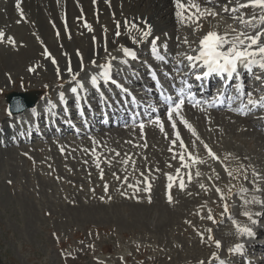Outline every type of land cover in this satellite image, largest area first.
<instances>
[{"label": "rangeland", "instance_id": "obj_1", "mask_svg": "<svg viewBox=\"0 0 264 264\" xmlns=\"http://www.w3.org/2000/svg\"><path fill=\"white\" fill-rule=\"evenodd\" d=\"M42 1L45 5L35 6L34 0H26L25 7L30 8L32 14L31 23H28L21 17L15 16V12L8 13L9 15L1 20L2 14L5 16L7 12L15 8H12L10 4L11 7L7 9L6 1L3 7L7 11L2 10L0 0V31L4 33V37L0 38V126L3 122L11 120L8 118L9 112L5 100L7 93L36 90L37 98L46 100L47 96L52 97L59 89H63L66 82L73 80V75L80 78L93 67H102L100 59L106 62L113 61V57L122 51L123 44L127 45L123 37L118 38L117 44H113L117 45L115 47H109L110 42L105 45L106 40L114 33L112 27L114 23L110 21V16H114L121 4L113 7L111 11L103 9L102 17L93 16V11L90 12L91 26L98 31L99 24L103 21L102 25L105 27L103 35L100 31L102 39L97 41L103 46L99 51L91 54L92 47L89 43L87 27L83 22L76 21L80 19L81 12L75 7L69 8L68 3L62 0ZM67 9L72 13L69 14ZM257 10L259 9L255 12ZM25 11L30 15L29 10L25 9ZM117 17L119 14L115 13V18ZM159 19L142 23L130 30L120 29L119 22L115 25V27L119 25L116 31L126 36L127 41L130 39L129 36H135L136 39L133 38V41L141 43L140 50L144 53L137 54L136 58L143 59L137 62H147L149 69L154 70L159 77L158 81L166 75L173 76V72H176L178 68L181 69L182 66L170 70V63L177 58L176 56H163V60L159 57L156 62L151 63L154 52H147V47H142V43L149 37L153 40L158 36L163 41L165 39L166 43L170 37L172 41L181 40V37L173 35L170 28L174 29L183 25V22L159 23ZM210 23L209 20L203 21L206 32L212 25ZM199 24L198 21L192 24L193 32L198 34L202 32ZM149 26L150 29H154V33L151 32L146 39L137 38L141 30L149 29ZM238 27L236 25V28L240 30ZM9 38H12L14 43L10 42ZM166 43H156L153 45V51L156 50L162 56V53L168 49L169 44ZM181 46L182 44L176 49ZM170 47L172 49L174 45ZM45 51L48 55H45ZM66 54L73 60H77L75 68L69 67L68 70L63 68ZM135 72L138 78L133 80L134 84L124 86L131 93L142 91L144 88L139 89L140 86L143 84L148 86L151 82L152 73L144 74L141 66L135 65L132 73L135 74ZM149 72L151 71L148 70ZM113 76L121 80L119 74H113ZM126 76L128 77V74ZM122 84L124 85V82ZM107 86L104 87L106 94L109 90L116 91L112 86L108 88ZM249 93L253 97L261 95V93H253L252 89L248 90ZM247 95L243 105H246ZM108 96L110 97L111 93ZM256 111V113L242 114L248 124L240 122L235 115L229 114L225 117L223 115L224 118H230L229 122L241 125L240 127L237 124L239 131L249 128L262 133V136L259 135L261 138L250 139L249 136H242V140L247 138L251 149L245 148V143L237 137L235 127L232 128L231 125L226 124L228 122L224 123L221 120L222 110L214 109L213 120L205 127L202 118L188 116V120L194 123L200 136H203L202 132L204 133L205 130L214 134L217 131L219 136L216 135L215 138L226 137V149H231L225 152L231 158L212 159L211 157L209 159V168H213L222 180L213 186L216 196L206 203L204 213L207 208L212 211L208 206L217 201L216 197L219 193L224 198L237 199L236 190L239 187H233V185L241 179L229 178V188H231L229 196H225L223 190L228 184L224 183L228 181L229 169H236L234 176L244 177L239 173L240 170L247 171L248 165L243 160V154L253 163V183L260 182L258 178H254V174H259V178L264 180V172L261 169V163H264V121L258 123L257 116L262 113V110L256 109ZM160 117L162 121H165V112ZM91 123L98 125L99 121ZM108 129L92 128L91 132L94 136L91 138L86 137L91 134L85 131L79 136L72 135L71 129L63 130L62 136L33 134L27 142L11 143L8 147L0 148V264H196L204 259L208 261L206 263H210L207 257L211 251L204 248L199 250V245H196L199 242V235L195 233L200 232V226L193 219H189V214L194 212L195 204L191 203L182 207L178 213L174 212V204L178 202L180 195L188 196V193H192L191 188L188 186L180 195L177 193L178 195L172 196L171 202L169 199L162 198L172 195V192H165V184L168 183L165 176L174 169L171 163L175 164L180 160V154L183 152L185 163L197 165L194 162L195 158L189 160L188 156L192 144H195V148L199 147L201 139L196 137V134L193 135L188 142H184L185 149L182 150L179 147L181 141L175 139L170 131L150 130L135 136L138 134L133 131L111 132L118 128ZM94 137L97 138L96 144L88 141ZM65 139L71 141L64 142ZM173 140H176L175 145ZM101 143L111 149L112 155L119 153L118 158H105L102 152L103 147L98 146ZM121 144L124 146L118 149L117 145L122 146ZM129 145L132 151H128V147L124 148ZM143 145L144 148H142ZM64 147L67 150L66 153L62 151ZM93 148H95V156L92 155ZM122 148L124 150H121ZM169 149L172 150L169 151ZM80 150L84 151L82 155ZM80 157L97 160H89L81 165L84 161L80 160ZM75 159L78 160L80 167L70 163ZM121 159L124 161L123 164ZM231 159H235V163L227 164ZM97 163L100 165L99 168L96 166ZM178 168H182V165L180 164ZM196 171L203 174L205 168L198 166ZM101 173L103 179H101ZM245 178L248 194L259 196L264 193V188H260L263 189L261 191L252 190L251 179L247 176ZM145 181L150 185V191L143 190ZM105 185L108 186L107 192H105ZM198 186L199 189L202 188L200 184ZM140 190L144 195L140 194ZM201 190L206 191L205 193L209 192V189ZM121 193L124 194L121 195ZM205 193L197 191L195 194L201 200L203 195H207ZM104 198L105 200L101 203ZM215 198L216 201H214ZM198 203L199 208L201 204ZM263 208L264 206L259 207L261 213L264 212ZM231 209L233 207L230 208L229 215H231ZM222 219L230 218L226 216ZM259 221L264 225L263 214L260 215ZM218 230L211 233L214 246H216L215 241L225 239V235L218 237L215 234ZM221 252L224 253V250ZM228 253L227 250L226 255ZM226 255L224 254L223 257ZM245 257L250 259L253 254L247 252ZM253 258L260 259V255ZM255 263L264 264V260L255 261Z\"/></svg>", "mask_w": 264, "mask_h": 264}, {"label": "bare ground", "instance_id": "obj_2", "mask_svg": "<svg viewBox=\"0 0 264 264\" xmlns=\"http://www.w3.org/2000/svg\"><path fill=\"white\" fill-rule=\"evenodd\" d=\"M9 1L10 0H1V5H2L1 9L7 11L3 7V5L5 6V4L7 3L6 4L7 9H9L12 5V8L14 7L15 10H13V11L10 10L9 12H7V15H5V16H3V14H2V16L0 15L1 20H4L10 13L15 12V14H14L15 16L21 17L23 20H25V22L31 23V16H32L31 9L25 7L26 0H20L19 9L17 8V0H11V2H9ZM62 1L64 3H68L69 8L75 7L79 10V12H81L80 19H78V20L76 19V21H81L84 24H87L88 26H90L91 30H89L88 27H87V30H88V34H89V43H91V47H92L91 54L95 53L96 51H99V49L103 46L102 44L100 45L99 42H97V41L102 39V36H100V31L103 35L105 33L103 31V28H105V27H104V25H102L103 24V21H102V23L100 22L101 24H99V30L96 31V29L91 26V14H90V12L93 11V13H92L93 16H101L102 17L104 15L103 9H105L106 11H108V10L111 11V9L113 7H115L118 4H121V7L119 8V10H117L115 12V13L119 14V17L115 18V13H114V16L113 15L110 16V21L114 23V25L112 26L114 28V29L112 28L114 33H113L112 37H110L106 40L105 45L108 44V42H110L109 47H111V48L115 47L117 45H113V44H117L118 38H121V37H123L124 42H127V45L123 44L124 47L121 48L122 51L120 52L122 54L118 53L117 55H115V57H114L115 59H113V61L110 60V61L106 62L105 60H102V59L99 60L101 65L108 64V63H110L112 65V68H111L112 81H114V82L118 81V83L113 84L114 82H111V83L110 82H103L101 79H99V73L101 71H103V67H101V66H95L93 68L90 67V68H92V70H88L84 74V76L77 78V81L70 80L69 82H66L63 89H59L57 91V93L54 94L52 97L47 96L48 101H45L42 98H39V100L37 99L33 106L27 108L23 112L15 113V114L8 113V118H10L11 120L8 122H3V124H1V126H0V148L1 147H3V148L8 147L11 143H14V141H17V139L19 140V143L27 142L28 136H30V134H33L34 132L36 133V131L39 129H41V131H44L45 133L58 134V135L62 136L61 129L54 125V120H52L51 118L46 122L45 121L42 122L41 125L39 126V129H38V127H36L37 126L36 121H38V120L42 121V118L40 116L44 114L43 113L44 111H49V113H48L49 117H50V113L54 112L56 118L59 120L60 126H62L63 128L69 127V129H71L70 118H68V116L66 114L62 115L58 110H63V113H64V107L66 106L64 104V102L73 99L74 93H72L70 91V89L72 87H77V89L83 88L85 90V96H87V99L81 100L83 107L85 108L86 111H88V114L90 116H92L96 121L101 120V121H103L104 124H106V126L98 124V125H95V127H100V128L104 127V128L108 129L111 126L115 125L114 124V121H115L117 123L116 126L118 127V129L113 130L111 132L121 130L122 132L123 131H128V132L133 131L134 133L138 134V133H141L139 124L141 122H143L145 125L144 129H143V133H147L150 130H153V131L160 130V126L149 122V120L154 119L156 116H152V117L141 119V120H135L133 122V124L127 125V126H125V125H123V123H121L123 120H125V119L127 120L128 118H130V116H133L132 114L130 115V112L127 110V108L125 107V104L123 103V100L126 99V97L125 98H123V97L125 95L127 97L130 95L127 93L128 91L126 92V88L124 86H132V85H130V84H132L131 81H127L129 83L128 84V83H125V81L123 80V79H126L125 73L128 74V77H131V78H127L128 80H130V79L134 80V77H136V74L132 73V71L134 70L135 65L141 66L143 71H144V74L150 75V73H148V70L150 71V69H149L148 63L144 64L142 62L136 61L137 60L136 55L138 53L140 54V53H144V52L138 50L141 47V43H136L135 41H133V38L136 39L135 36H129L130 39L127 41L126 36H123L120 34L117 37V35H115V33L117 32L116 31L117 27H115L117 22H119V24L121 26L120 29L126 28L127 30H130L131 28L134 29L133 27H131V25L138 26V25H141L142 23H148V22L154 21V19H157V18L162 19V20H160V19L158 20L159 23L175 22V23L179 24V22H183L182 23L183 25L180 27H176L174 29H172V27L170 28L173 32V35H175V36L177 35L178 37H181V40L172 41L173 39L170 40L171 37L168 38L167 43L169 45H174V48H172V49L170 48L169 50L166 49L162 53V56H167V57L176 56L177 57L170 64V67H169L170 70L174 69V67H176L178 65H181L182 66L181 70L187 71V69H185V67H184V65L187 63V61L184 59V56L189 55V54H193L192 48L197 47L199 39L202 38L205 34H207L210 30H216L220 33H223L226 29L229 28V26H231L232 28H236V25L239 26L240 30H241V29H244V25L239 24L237 20L233 19V17L244 16L245 19H249L252 15L260 16L261 13H263L260 9L255 12V10L258 8L238 9V11H236V12L224 11L225 8L231 9V8L237 7L236 0H211L210 4H206V0H195V2H198L201 5V11H203V9L205 7L204 5H206L207 7L213 6L215 8H220L219 10H214L213 7L211 8L215 12L218 13V15H216L215 17H212L210 15L202 16V18L198 21V22H200L199 26H200L202 32L198 34V33L193 32V30H192V24L195 23L196 20H194V19L189 20L187 18V14L185 15V17L183 19L177 17V15H176V12H177L176 0H62ZM121 1H122V3H121ZM184 2L187 3L188 0H184ZM34 3H35V6L36 5H45L42 0H34ZM25 9L29 10L30 15L25 11ZM21 13H22V15H21ZM68 13L70 14V13H72V11L69 12V10H68ZM262 15H264V14H262ZM119 18H120V20H118ZM204 20H209L211 22L210 24H212L208 32H206L207 30L205 31L206 26L203 24ZM129 22H131V23H129ZM132 22H133V24H132ZM126 24L128 25L127 27L125 26ZM148 30L149 29H146L143 31H148ZM153 31H154V29H150V33ZM247 31L249 33H253L255 31V29L249 27L247 29ZM168 35H170V34H168ZM55 36L57 37V34H55ZM140 36H141V32L137 38H139ZM159 37L160 36H158V38ZM141 40H140V42H142ZM186 40L188 41V43H185ZM95 42H97V44L94 45ZM156 43H166V40L164 39V41H163L162 39L159 38ZM135 44H139V45L136 46ZM180 44H182L181 48L176 49V47L180 46ZM130 45H133V46L129 47ZM149 45H152V40L150 37L148 39L144 40V42L142 43V47L146 46L147 52L153 51L152 47ZM189 45H191V48ZM124 48H128L130 51H132L135 54V58L123 55V49ZM181 54H183V55H181ZM158 57H160V55L156 51H154V54H153L150 62L151 63L156 62ZM138 59L142 60L141 57H139ZM178 60L181 61V63L178 64L177 63ZM76 62H77V60H73L71 57H69L66 54L65 59H64L63 68L65 70H68L69 67L75 68ZM239 69H241L244 72L243 77L248 74V71L246 69H244L243 67L238 66L237 71ZM254 69L256 71V69H258V68L254 67ZM120 71H122L121 73H123V72H125V73L121 74V78H120L121 80H118L117 78L113 77V74L118 75V74H120ZM199 73H200V70L195 69V71L193 70V71L189 72L188 76L191 75L192 78H194L195 75H197ZM174 74L176 75L172 79L174 83L179 82V80L182 78L185 79V77L180 75V73L178 71H176V73H174ZM256 74L258 75L257 77H260V79L264 78V72H261V70L258 73H255V75ZM255 75H254V77H255ZM92 76H97V78H98L97 80H99L100 86L103 85L106 88L107 83L109 84L108 86L111 85L115 90L118 91V93H120V96L117 95L116 97H122L123 98L120 101H117L114 99V103L116 104L115 108H114V105H110L108 102L105 101L104 102V110H103L104 113L102 115L98 114L96 112V110L94 108H92V106H94L95 103H97L99 100V98L97 96H96V98L94 97V95L96 93H95L94 89L92 88V85L90 84ZM166 78H169L168 75H166ZM255 79H256L255 81L249 80V79H246L243 82L241 81L239 83L240 92L239 93L235 92L233 94L235 97L234 98L235 109L229 110V111L231 113H233L234 115H236L238 120H240V122L241 121L245 122V120H246L245 118L242 117V115H240V113L242 114L245 111L256 112L253 110L256 108H261V107L251 108V106H249L247 109H244L243 111L238 110V109H240V106L243 105L242 102L244 101L242 99L240 100L239 96L242 95L243 99L245 98L247 90L252 88V86H254V85L256 86L260 80V79H257L256 77H255ZM194 80H195L196 84H197V82L201 84V86L199 87L200 90L202 88L206 89L208 87V85H210V83H214V87H217V86H220L221 84H224V90H220L219 95H217V97L214 98L215 99L214 101H217L222 96L225 89L230 87V84H234V86L232 88L236 87L235 81L237 79H236L235 73H234L232 78H228L227 74H220V75L211 74L207 77H204L201 75L200 80H196V79H194ZM262 80H264V79H262ZM246 81H249V82H246ZM59 82H56V83H59ZM77 82H79L80 86H77ZM122 82H124V85L122 84ZM217 83H218V85H217ZM153 85H157V78L154 76L152 78V83H150V87H152ZM199 88L197 90H199ZM262 90H263V95H264V85L256 87V88H254V90L252 89V91L254 93L260 92ZM29 92H30L31 96H33L34 92L37 93L36 90H34V92H32V91H29ZM215 92H216V90H214L213 93L215 94ZM61 93H63V99H61ZM199 96H200V94H199ZM129 98H130V96H129ZM252 98L258 99L259 97L255 98L252 96ZM130 100H131V102H136L138 104H141V102L138 99H135L134 97L130 98ZM246 102H247V100H246ZM206 103H208V102H204V103H201L200 105H195V106H193L192 104H188V103L185 104L182 115L188 121V123L191 125V129H189L188 127H185V125L182 124L180 122V120L178 118H175V117H174V119L176 120V125H177L175 130H173L171 124L168 122L167 117H165V121H163V129H164L163 132L170 131L171 133H173V137L175 139H176L175 133H178L179 134L178 140L183 141V142H188L189 139L193 137V134H192L193 131L196 133V137L201 139V141H200L201 145L199 147L195 148V144L193 143L192 149L189 150L192 157L195 158V163H197V165L190 164L189 168L188 167L187 168L182 167V168H180V172L177 173L176 169L181 164V161L178 160L175 162V164L171 163L173 165V168H174V169L172 168L173 171L170 170L171 171L170 174H172V177L174 178L173 181L171 182L173 186L171 189H169L168 184L170 182L168 181V183L165 184V192H169V193L172 192V195L170 194L171 198H173L177 193H179V195H180L181 192L183 191V190H180V186H179L180 185V178H183L185 188H187L188 186L191 188L192 193L191 194L188 193L189 194L188 196H186V197L182 196L181 197V195H180V198L177 200L178 202L176 204H174V212L178 213L182 207H186L191 203L195 204V207H193L194 212L192 211V213L189 214V219H193V221L196 222V224H199V226H200L199 227L200 232L195 233V234L199 235V239H198L199 242L196 243V245H199V250H202L204 248L205 250L211 251V254L208 255V257H207V259L210 260V263H206L208 261H206V259H204L201 261V262H203V264H214V262H215V264H219L220 260H223L225 262V264H235V263L253 264L255 259L253 258L252 260L248 261L247 258H245L246 252H248L249 249L253 248V245L264 247V243L258 242L256 240H253L251 242L247 241L249 238V235H247L246 233H241V232L237 231V229L238 228H247V229H250L252 233H255L257 230L264 232V225L260 224V223L258 224V218H257L260 214V209H258V206L259 207L262 205L264 206V193L263 194L261 193L262 195H259V196L258 195L256 196L253 194H251V195L248 194L249 190H248V186L246 184L245 176H247L248 178L251 179L250 180V182L252 183L251 189L255 190V191L263 190L260 188H264V180H261L260 178H258L260 182L253 183V176H252L253 175V169H254L253 163L250 161V159H248V157L246 155L243 154V160H245L247 165H248L247 171L240 170L239 173L244 177L242 178L239 175L234 176L236 169L235 168L229 169L231 172V175L228 176V181L226 183H224V184H227V183L228 184L225 186L226 189L223 190L224 195L229 196V190L231 189V188H229V185H230L229 184V182H230L229 178L232 177V178L241 179L238 183L233 185V187L234 186L239 187L236 190V194L238 193L237 199H236V197L234 198L236 200H233L232 198L220 199L221 196L219 193L218 196L216 197L217 201L215 198L214 201H216V202L213 205H210V206L207 205L208 207H211L212 211H210V209L207 208L205 213H204L206 203L209 202L211 198L216 196V190L213 188V186L215 184H219L220 181L222 180V178H217L219 176L214 172L213 168H211V169L209 168V159L211 158V156L208 155V150L210 149L212 151V153L217 158H221V159L222 158H231L230 156H227L225 154L226 151L231 150V149H226V147H227V145H225L227 143L226 137L223 139H216L215 136L217 135L218 132L215 131L216 134H214L209 130H205L204 133L202 132L203 136H200V133L197 131L196 127L194 126V123L190 122V120H188V116H191L193 118H194V116H196V117L202 118L204 127L209 125L211 120H213L212 115H213L214 109H218V108H215L213 106L208 108V107H206ZM54 106H56L57 108L54 109ZM70 107H72L75 110V112L78 109L76 106H70ZM263 109L264 108H261L262 113L259 116H257V118H259L258 123H262L264 121ZM222 110H223V112L221 113V115L218 114V116L220 115L222 117L221 120L224 123L228 122L226 124L231 125L232 128L235 127L237 137H240L241 140H242V136L243 137L249 136L250 139L251 138L252 139L257 138V137L261 138L260 136H262V133L256 132L255 129L253 130V129H249V128L246 129L245 128V129H242L241 131H239L238 130L239 124L237 123L238 124L237 125V124H235V122L234 123L229 122L230 118L229 119L224 118L225 115H229V112L225 111L224 109H222ZM238 113H239V115H238ZM89 115H86V117L83 118L84 123L82 125H85L86 121L88 120ZM223 115H224V117H223ZM194 121H196V120H194ZM206 121L208 123H206ZM5 123H7V124H5ZM244 124H248V121L245 122ZM239 126L241 127V125H239ZM74 127H76V126H74ZM92 128H94V126H86L87 132L89 134H91V136H86V137L91 138L94 136V135H92L93 132H91ZM71 130H73V132L75 133L74 134L75 136H79L83 133L82 126L78 130H75L74 128ZM16 131L19 133L17 134L16 138L12 139L13 137L10 133H13V132L15 133ZM135 131H137V132H135ZM241 132H242V134H241ZM141 135H142V133H141ZM135 136H139V134L135 135ZM158 136H159V134H158ZM217 136H219V135H217ZM243 139L244 140H242V141L246 145L245 148L251 149L252 147L249 145V141L247 140V138L246 139L243 138ZM95 140H97L96 137H94L93 139H90L88 141L90 143L93 142V144H96ZM66 141H71V140L65 139L64 142H66ZM115 142H117V141H115ZM177 142L179 143V141H177ZM205 145H207V148H205ZM21 146L25 147L24 145H21ZM98 146L100 148L103 147L102 152H103V156H105V158H108V157L118 158L119 155H112L111 149L106 148L104 143L98 144ZM117 146H118V149H120L124 145H122V146L117 145ZM127 147L129 148L128 151H132V148L130 147V145L125 146L124 148H127ZM124 148H122L121 150H124ZM142 148H144V145L142 146ZM64 149H65V147L62 148V151L66 153L67 150L66 149L64 150ZM79 152L81 155H82V153H84V151H82V150H80ZM92 155L95 156L96 154L92 153ZM122 159H121V163L123 164L124 161H122ZM80 160L84 161L81 163V165H84L89 160L96 161L97 159H95V158L86 159L84 157H80ZM232 162L235 163V159H231V161L227 162V164H232ZM70 163H74V165L80 167V164H79L77 159H75L74 161H72ZM198 166L205 168V171L203 174H200L198 172L199 175L197 176L196 169ZM117 168H119V166ZM263 168H264V163H261L262 172H264ZM189 173H191V180L190 181L188 178ZM170 174H168L167 176H165V175H163V176L168 177ZM166 179H165V182H166ZM199 184L203 185V187H202L203 189L204 188L206 190L209 189V192L207 191V193H205L206 191L201 190L202 188L199 189V186H198ZM155 185H156V183H155ZM241 189H246V191H241ZM197 191H201L207 195L206 196L203 195L202 199L199 200L195 194ZM189 192H190V190H189ZM142 193L143 192H141V190H140V194L144 195ZM165 195H167V193ZM182 195H183V193H182ZM163 196H164V194H163ZM168 197L169 196L162 197V198L168 199ZM104 200H105V198L102 200L101 203H103ZM257 201H259V203H257ZM198 202H200V204H201V206L199 208H198V204H199ZM225 204H227L229 206V209L231 207H233V209H231V211H232L231 215L228 214L229 212L228 213L224 212V205ZM209 214L212 215L213 220H215L216 223H213V221H210L207 219V216ZM263 215H264V212H263ZM226 216L229 217L230 219H222V218H225ZM194 219H200V220H194ZM182 224H183V222L181 221V225ZM220 227L222 229H220ZM217 229H219V230L216 231L215 234L218 237L221 235H225V239H221V240L219 239V242L221 244V246L219 248H217L216 246H214L212 244V242L214 243L213 239H211V240L208 239L209 235H211L213 237V235L211 233ZM209 230H211V231H209ZM206 239L208 241H206ZM259 239H263V238L257 237V240H259ZM237 245L242 246L240 250L245 251V249H246L245 254H244V252H237V253L233 254L229 251V249L235 248ZM221 250H224V253L223 252L220 253ZM227 250L229 251V253L226 255ZM261 250H264V249H261ZM262 252H264V251H262ZM213 254H215V256L218 257L219 259H215ZM224 254L226 256L223 257ZM252 254H253V257L256 258L257 254H260V253L253 251ZM201 262H197L196 264H201ZM258 264H260V263H258Z\"/></svg>", "mask_w": 264, "mask_h": 264}, {"label": "snow or ice", "instance_id": "obj_3", "mask_svg": "<svg viewBox=\"0 0 264 264\" xmlns=\"http://www.w3.org/2000/svg\"><path fill=\"white\" fill-rule=\"evenodd\" d=\"M19 3L20 0H17V8L19 9ZM211 0H206V4H210ZM237 7L235 8H225L224 11L229 12H236L238 9H249V8H258L262 12H264V0H236ZM176 8L177 12L176 15L178 18L183 19L185 15L187 14V18L189 20H196L199 21L202 16L204 15H210L212 17H215L218 15L217 12H215L213 9L208 8L207 6L204 7L203 11H201V5L198 2H195V0H188L187 3L184 2V0H176ZM22 15V13H21ZM233 19L237 20L239 24L244 25V29L237 30L236 28H232L229 26L228 29H226L223 33H220L216 30H210L207 34H205L202 38L198 41V46L195 48H192L193 54H189L184 56V59L187 61V63L184 65L185 69L187 71H183L181 69H177V71L180 73V75L184 76L185 78L188 76L189 72L199 69L200 74L195 75L196 80L201 79V75L204 77H207L211 74H227L228 78H232L233 74L237 72L238 66L243 67L247 71L251 72L253 68H258L261 70V72H264V15L256 16L252 15L249 19H245L244 16H237L233 17ZM128 26L127 24L125 25ZM259 26V27H258ZM85 27H88L89 30H91L90 26L85 24ZM119 27V25H117ZM131 27L136 28V25H131ZM253 28L255 31L253 33H249L247 31L248 28ZM121 33L117 31L115 35L119 36ZM150 26L148 31H141L140 39H146L150 35ZM4 37V33L0 31V38ZM159 38H153L152 44L155 45L157 40ZM9 41L14 43L12 38H9ZM185 43H188L186 40ZM191 48V45H189ZM79 54V53H77ZM45 55H48L47 51H45ZM123 55L130 56L135 58V54L130 51L128 48L123 49ZM183 55V54H181ZM113 59H115L113 57ZM161 60H163V57H160ZM53 63H55V60H53ZM94 63V62H93ZM177 63H181V61H177ZM103 71L99 73V79H101L103 82H114L112 81L111 77V64H104ZM73 81H77V76H72ZM97 76L91 77V84L93 87L97 84ZM257 79H260V77H257ZM185 81H182L181 83H185ZM77 86L79 85V82H77ZM72 93L77 92V87H72L70 89ZM237 93L240 92V88L237 87L235 89ZM61 99H63V93H61ZM194 96L191 94V91L189 90L187 93L184 92L183 89H181L180 93L177 94L175 98L172 96H165L163 100L161 101L162 105L165 107V115L167 117L168 122L171 124L173 130L176 129V120L175 118H178L182 124L185 125V127H188L191 129V125L188 123V121L184 118L182 115L183 109L186 103L193 104ZM196 103H199V101H196ZM249 106L251 108L261 107L264 108V95L259 96L258 99H253L251 93L247 95V104L241 105L240 109L243 111L244 109H247ZM150 123H153L155 125L160 126V130L163 131V121L161 120L160 116H156L154 119L149 120ZM144 123L141 122L139 124L141 133H143L144 129ZM193 135L196 133L193 131ZM176 139H179V134L175 133ZM176 140H173V145H175ZM179 147L183 150L185 149V144L183 141L180 142ZM205 148H207V145H205ZM172 149H169L171 151ZM93 154L95 153V148L92 149ZM119 155V153H117ZM208 155L212 157V159H217V157L212 153V151L208 150ZM175 158V157H173ZM189 160H193V157L191 154L188 156ZM180 161L182 167H189L187 163H185V156L183 155V152L180 154ZM127 162V161H125ZM195 162V161H194ZM98 168L100 167L99 163L96 165ZM176 172H180V168L176 169ZM199 175V173H197ZM229 175H231V172H229ZM189 181L191 180V173H189ZM219 178V177H217ZM254 178H259V174H254ZM101 179H103V174L101 173ZM168 181L170 182L168 184V188H172V181L173 177L168 176ZM180 190H184L185 184L183 178H180ZM203 187V185H201ZM139 190V189H137ZM144 191H150V185L147 181H145V187L143 189ZM108 191V186L105 185V192ZM219 192V189H217ZM241 191H246V189H241ZM124 193H121L123 195ZM111 199V197H109ZM169 202H171L172 198L171 195L168 197ZM221 199H224L223 196H221ZM150 202V201H149ZM259 203V201H257ZM230 211L229 206L227 204L224 205V212L228 213ZM207 219L210 221H213V223H216L215 220H213V217L211 214L207 216ZM254 222V221H253ZM235 223V222H234ZM211 231V230H209ZM237 231L241 233H246L247 235H252V232L250 229L247 228H238ZM208 239H213L211 235H209ZM216 247L219 248L221 246L219 241H215ZM241 245H237L235 248L229 249V251L233 254L237 253L241 249ZM215 259H219L218 257L213 254ZM203 264V262H201ZM219 264H225L223 260L219 261Z\"/></svg>", "mask_w": 264, "mask_h": 264}, {"label": "water", "instance_id": "obj_4", "mask_svg": "<svg viewBox=\"0 0 264 264\" xmlns=\"http://www.w3.org/2000/svg\"><path fill=\"white\" fill-rule=\"evenodd\" d=\"M8 108L11 113L21 112L34 105L35 99L26 93L11 92L7 95Z\"/></svg>", "mask_w": 264, "mask_h": 264}]
</instances>
